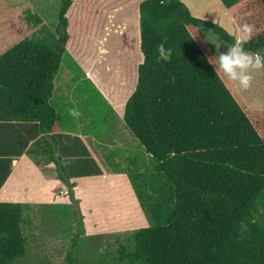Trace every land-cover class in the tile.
<instances>
[{
	"label": "trees",
	"instance_id": "obj_1",
	"mask_svg": "<svg viewBox=\"0 0 264 264\" xmlns=\"http://www.w3.org/2000/svg\"><path fill=\"white\" fill-rule=\"evenodd\" d=\"M59 1L55 31L43 25L32 37L0 53V88L9 108L19 118L38 122L45 133L57 130L62 122L54 98L68 55L65 44L70 39L68 12L73 1ZM221 2L239 18V25H255L245 47L264 54V0ZM137 13L142 63L123 121L140 148L128 149L126 166L115 160L111 148L105 149L103 166L116 175L127 172L148 226L136 230L130 243L116 251L107 247L100 253L102 237L97 241L100 257L90 264H264V214L257 207H264V109L249 108L224 74L214 71L208 62L214 54L200 28L228 43L235 38L218 24L193 16L181 0H144ZM28 21L42 24L41 17L29 16ZM116 23L115 28L121 24ZM165 38L174 55L171 62L157 63L156 46ZM111 45L110 53L120 51L114 48L118 43ZM106 91V105L113 110ZM96 92L101 96L98 88ZM54 161L59 169L60 163ZM76 163L87 164L78 176L103 175V166L91 155ZM59 178L65 180L60 173ZM73 190L74 186L64 204L56 205V213L71 217L70 224L82 228L74 233L76 245V239L85 235V222L77 219ZM95 196L99 198V193ZM28 210L21 204H0V264H39L27 262L30 241L25 230L33 223ZM126 215L125 221L132 218ZM250 219L256 223L240 236V222ZM67 260L83 264L74 252Z\"/></svg>",
	"mask_w": 264,
	"mask_h": 264
},
{
	"label": "rangeland",
	"instance_id": "obj_2",
	"mask_svg": "<svg viewBox=\"0 0 264 264\" xmlns=\"http://www.w3.org/2000/svg\"><path fill=\"white\" fill-rule=\"evenodd\" d=\"M72 1V8L68 12L70 39L65 44L68 55L64 56L65 61L56 80L57 95L54 101L55 104L58 103L62 113L61 127L64 128L63 131L73 133L79 131L83 135H95L96 140L100 141V146L101 138L105 140L103 143L105 145L110 146L112 143L115 160L126 166L128 163L125 159L131 157L129 145L134 148H140V146L125 123L116 120L112 109L108 104L106 105L108 100L106 90H109L117 111H123L126 101L135 89L137 69L142 63L137 12L139 3L144 0ZM181 1L196 18L213 23L216 20L215 24L234 38L237 37L239 18L232 17L221 0ZM60 8L59 0H0V53L3 54L21 41L32 37L43 25L55 31L59 24ZM116 15L117 17L114 18ZM29 16L41 17L42 24L37 25L35 21L29 22ZM117 19L121 24L115 28L114 23L118 21ZM120 22L118 21L115 25ZM200 32L207 48L215 55L216 47L210 42L223 43L224 41L208 28L202 27ZM207 34L210 42L207 41ZM113 42L118 43V47L114 48L116 50L121 48L120 51L109 52ZM225 50L222 45L221 51ZM118 56L122 58V61ZM89 69H94L92 73L95 72L97 77L92 74L94 76L92 78ZM253 76L252 86L247 91L241 90L237 83L226 79L240 100L244 101L249 108L260 111L264 109V70L255 72ZM113 85H115L114 88ZM97 88L101 96L96 92ZM74 102L82 104L73 106ZM72 107L80 110L79 117L73 118L69 115L68 109ZM115 176H118L115 182L95 184L96 188L92 191L89 188L81 189L80 187L78 190H73L74 210L79 214L77 219L83 218L84 233H86L76 239V245L72 244L74 233L82 228L79 225H71V217L67 220L60 215L57 216V213L50 215L45 211L42 220L36 221L37 229L35 232L32 231L31 235L30 227L27 225L29 229L26 228L25 232L30 241L29 248L32 254L39 253L41 256L47 254L53 264H71L67 260L70 252H74V256L77 260H82L83 264L96 262L100 257L97 253L99 239H92V236L97 229L108 230L109 232L106 233H110L101 240L100 253H105L107 247L116 251L119 246L130 243L129 239L135 231L147 227L148 222L134 197L135 192L127 178V172ZM97 190L99 198L95 196L97 193H94ZM103 194L105 196L101 197ZM55 200H58L57 197ZM58 203L61 201L58 200ZM53 210H56V206ZM90 213L94 216H85ZM127 213H130L132 218L128 216L125 221ZM102 237L101 235L100 239ZM88 246L90 251L87 252L88 256H85L84 251ZM80 247L82 250L79 249Z\"/></svg>",
	"mask_w": 264,
	"mask_h": 264
},
{
	"label": "crops",
	"instance_id": "obj_3",
	"mask_svg": "<svg viewBox=\"0 0 264 264\" xmlns=\"http://www.w3.org/2000/svg\"><path fill=\"white\" fill-rule=\"evenodd\" d=\"M76 47H78L77 44ZM92 70L94 69H89L90 76L92 78H94L93 75L97 77L95 72L92 73ZM76 104L73 103V105ZM111 104L114 118L123 123L124 110L118 112L113 101ZM55 105L60 112L58 103ZM120 112H122V115ZM37 123L36 121L19 118L13 114L9 108L7 94L1 91L0 88V204L27 206L29 209L27 213H31L30 219L33 222L27 224L30 229L26 226L31 230L30 235L32 231H36V221L42 220L45 211L53 215L56 213V210L53 209H55L57 201H61L58 205L65 203V197L69 194L68 191L71 187L74 186L75 190L89 188L92 191L96 188L95 184L110 183L117 180L115 172L103 166L106 161L105 154L108 151L105 149L112 147L111 150H113L112 143H110V146L105 145L103 144L105 140L101 138L100 146V141L96 140L97 136L95 135H83L79 131L75 133L63 131L64 128L59 126L61 129L58 128L59 130H54L52 133H45ZM58 135L64 136L58 138ZM104 146L107 147L104 148ZM130 147L129 145L128 149ZM88 155L95 158L100 167L103 166L102 176L84 177L77 175L85 163H76V161H81ZM54 160L60 163L59 169L55 166ZM63 162L64 165H62ZM85 165L87 166V164ZM59 173L64 175L65 180L62 181L59 178ZM67 176L71 177L70 180ZM97 192L98 190L94 193ZM53 196L57 197L58 200H55ZM41 207L44 210L39 209ZM85 216L92 217L94 214L90 213ZM106 232L109 231L94 230L92 238L100 239L102 235L105 239L110 234ZM29 255L30 258L27 259V262L53 264L47 254L45 256H41L39 253L34 255L31 248L29 249Z\"/></svg>",
	"mask_w": 264,
	"mask_h": 264
},
{
	"label": "clouds",
	"instance_id": "obj_4",
	"mask_svg": "<svg viewBox=\"0 0 264 264\" xmlns=\"http://www.w3.org/2000/svg\"><path fill=\"white\" fill-rule=\"evenodd\" d=\"M216 23V20L214 21ZM237 37L231 43L224 41L223 43L210 42L207 34V41L214 44L216 54L209 59V64L214 65L216 73L222 72L224 76L231 82L237 83L241 90L247 91L253 83L255 72L264 70V54L261 52H253L248 50L245 45L250 41L256 31L255 25L243 23L237 26ZM224 46L225 51H221V46ZM157 55L155 60L157 63L163 61L171 62L174 55V48L168 46V39L165 38L156 46ZM71 117L77 118L81 115L77 107L68 109ZM258 211L264 214V207L259 205ZM256 223L255 219L249 221H241L238 226L240 236L246 235L249 231V225Z\"/></svg>",
	"mask_w": 264,
	"mask_h": 264
}]
</instances>
